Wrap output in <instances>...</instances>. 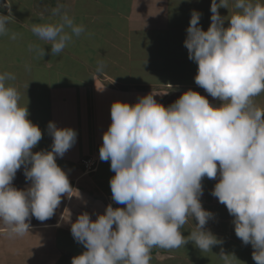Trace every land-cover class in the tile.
<instances>
[{
    "label": "clouds",
    "instance_id": "obj_1",
    "mask_svg": "<svg viewBox=\"0 0 264 264\" xmlns=\"http://www.w3.org/2000/svg\"><path fill=\"white\" fill-rule=\"evenodd\" d=\"M229 6L230 0H211L207 31L199 26L202 13L193 10L184 41L188 58L198 65L195 83L221 101L218 107L193 90L168 107L152 93L134 105H111L99 158L110 161L112 200L125 207L110 204L95 221L87 212L77 217L71 234L86 251L71 264H150L153 248L189 242L211 252L222 241L205 227L213 218L200 199L205 177H219L211 195L234 217L235 235L252 246L255 264H264V109L254 102L264 93V0H231L235 11L222 17L219 9ZM62 9H52L58 22L31 25L53 56L85 32ZM10 19L0 13V34L8 32ZM35 50L44 57V48ZM104 67L98 61L96 71ZM15 78L0 72V232L10 239L30 234L31 217L50 219L64 196L78 193L56 162L76 143V131L49 122L51 151L34 153L42 131L8 83ZM22 166L31 183L18 190L13 180ZM190 217L197 223L185 237L181 229ZM219 256L224 264L235 258Z\"/></svg>",
    "mask_w": 264,
    "mask_h": 264
},
{
    "label": "crops",
    "instance_id": "obj_2",
    "mask_svg": "<svg viewBox=\"0 0 264 264\" xmlns=\"http://www.w3.org/2000/svg\"><path fill=\"white\" fill-rule=\"evenodd\" d=\"M120 2L0 0V13L11 17L8 32L0 34V72L15 74V80L8 83L18 89L20 105L27 106L28 119L42 131V139L32 151H51L53 139L47 129L49 122L55 123L57 128L75 130L76 143L62 158L57 157L56 162L78 192L72 197L64 196L50 219L40 221L31 217L30 234L10 239L0 232V264H71L73 257L86 251L71 234V224L77 217L87 212L95 221L110 204L114 209L125 207L112 200L110 180L115 173L110 169V161L99 158L103 134L111 124L110 109L114 102L134 105L139 98L152 93L158 103L168 107L186 91L193 90L212 105L218 107L221 103L195 83L198 65L188 58L184 47L193 10L202 13L199 26L208 30L211 0H127L124 8ZM57 4L63 5L62 11H69L75 23L83 24L85 32L74 36L59 55L53 56L47 50H51L50 43L35 36L31 25L58 22L60 17L52 14ZM234 11L231 0L229 10L219 9L222 17H230ZM229 24L226 20L224 26ZM18 45L25 59L18 60ZM35 47L44 48V57L51 55L50 59L59 62L71 60L72 65L67 68L57 65V76L48 75L54 63L43 60ZM101 60L105 67L97 72ZM36 100L39 105L34 110ZM254 102L264 109V93L255 97ZM86 158L95 161L93 171L84 170L80 161ZM218 179L203 178L200 198L204 210L213 213L207 230L222 241L219 251L213 250L211 255L221 264H224L219 256L221 252L234 254L235 264H255L252 246L243 244L235 235L234 217L211 195ZM30 183L25 179L22 166L13 186L24 190ZM196 223L195 218L190 217L181 231L191 232ZM199 252L205 255L197 248L190 256L195 258L194 263L178 248L157 247L152 249L150 264H206L204 258L197 256Z\"/></svg>",
    "mask_w": 264,
    "mask_h": 264
},
{
    "label": "rangeland",
    "instance_id": "obj_3",
    "mask_svg": "<svg viewBox=\"0 0 264 264\" xmlns=\"http://www.w3.org/2000/svg\"><path fill=\"white\" fill-rule=\"evenodd\" d=\"M59 2H65V3H67V1L68 0H58ZM105 1H111V3H113V4H118L119 2H120V0H105ZM122 2V3H121ZM121 8H124V6H123V4L124 3H126L127 2V0H121ZM56 6H58V4L56 5ZM68 13H69V11L68 10H66ZM72 14H75V13H72ZM70 15V14H69ZM49 21H51V20H48L47 22H49ZM24 37V36H23ZM19 40H21V37H20V39ZM22 41V40H21ZM14 44H15V42H14ZM18 44V42H16V45ZM17 49H19V54H18V60H21L22 58H24L25 59V56H23V51H22V48L18 45V47H16V50ZM47 50L49 51V52H51V50L50 49H48L47 48ZM48 52V53H49ZM50 58H52V56L50 55V56H47V57H43L42 59L43 60H51V62H53L54 63V66H53V68H51V69H48V75L50 74V75H53V76H57L55 73V69H56V66L57 65H59V68L61 67V65L63 66V67H66L67 68V66H70V65H72V64H70L72 61L70 60V61H64V60H61V62H59V61H56L55 59L54 60H52V59H50ZM43 64H44V62H42ZM62 93V92H61ZM69 98H66V100H68ZM34 110L35 109H37L38 108V105H39V102H38V100H36L35 101V103H34ZM81 162V161H80ZM206 227V226H205ZM206 229H207V227H206ZM182 235L183 236H185V237H187L188 235H190V232H182ZM224 240H226V239H224ZM220 244H218V245H216V246H213L212 247V250L211 251H213V250H215L216 252H218L219 251V246ZM191 248V249H190ZM197 249V247L194 245V243H192V242H189L188 244H186L184 247H180V249L178 248V250H181V253H182V255L183 256H189L188 257V259L189 260H191V261H193L194 263H195V258H191L190 256H191V254H192V252L194 253V251ZM208 253V254H207ZM205 252V255L203 254V253H198L197 254V256L198 257H202V258H204V260H205V263L206 264H221L220 263V261H218V260H214L213 259V255H211V252ZM213 253H214V251H213ZM208 255V256H207ZM206 260H208V262H206ZM248 262H245V264H247ZM232 264H235V261H233L232 260Z\"/></svg>",
    "mask_w": 264,
    "mask_h": 264
},
{
    "label": "built area",
    "instance_id": "obj_4",
    "mask_svg": "<svg viewBox=\"0 0 264 264\" xmlns=\"http://www.w3.org/2000/svg\"><path fill=\"white\" fill-rule=\"evenodd\" d=\"M81 164L85 171L90 172L94 170L93 168L95 167V161L91 160L90 158L82 159Z\"/></svg>",
    "mask_w": 264,
    "mask_h": 264
},
{
    "label": "trees",
    "instance_id": "obj_5",
    "mask_svg": "<svg viewBox=\"0 0 264 264\" xmlns=\"http://www.w3.org/2000/svg\"><path fill=\"white\" fill-rule=\"evenodd\" d=\"M44 1H45V2H48V1H50V2H51L52 0H44Z\"/></svg>",
    "mask_w": 264,
    "mask_h": 264
}]
</instances>
